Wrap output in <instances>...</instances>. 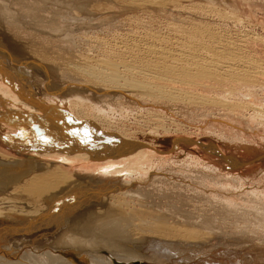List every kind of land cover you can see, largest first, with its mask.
<instances>
[{"label":"rangeland","instance_id":"obj_1","mask_svg":"<svg viewBox=\"0 0 264 264\" xmlns=\"http://www.w3.org/2000/svg\"><path fill=\"white\" fill-rule=\"evenodd\" d=\"M21 1L22 5L20 0L12 2L18 3L19 8L35 9L23 18L11 8V18L23 25L39 20L55 23L57 38L41 39L23 27L11 28L6 34L0 31V56H3L0 57V87L11 93L6 102L0 103L1 111L11 108L12 98L13 101L35 98L49 109L55 108L58 101L68 105L69 109L65 110L74 117L84 114L82 117L86 115L87 121L122 138L143 142L161 151L171 150L174 138H195L216 145L220 152L237 159L243 166L229 170L225 161L193 146H181L178 152L168 156L144 151L141 158L137 156L118 166L119 170L132 166L141 171L132 177L126 172L120 175L125 191L130 193L126 199L120 197L121 201L114 196H109L111 199L102 196L104 190L101 193L99 189L106 186L111 176L100 172L99 164L106 161L89 164L30 158L0 141V199H4L0 203V264H65V257L79 264L83 251L96 256H101L102 251L110 252L111 248H104L103 239L91 233L77 232L81 235L79 240L66 236V232L64 239L61 236L68 229L60 228L59 224L63 223L58 222L55 214H59L67 197L81 188H91L92 193L97 190L92 196L98 200L91 198L90 206L103 208L127 202L131 214L143 213L150 218L158 216L167 220L169 224L166 222L165 226L157 224L156 219L135 221L133 228L126 231L129 237L126 240L132 243L110 237L121 250L134 247L140 251L143 259L132 262L264 264V0H75L78 3L73 7ZM20 31L24 33L17 39ZM96 42L102 48L98 49ZM112 46L130 50L125 48L128 53L107 52L106 55V49L109 51ZM192 46L197 50L191 57L209 59L220 67L195 71L191 58L174 61L158 52V48H164L167 52L185 53ZM153 47L157 49L156 55L146 51ZM102 54L109 55L110 62L119 64L121 84L132 78L140 86L168 87L171 93L149 96L141 90L145 95L137 96L133 91L108 90L101 82L79 77L73 67L81 66L82 61L83 65L92 62ZM19 55L46 68L45 91L44 85L40 91L30 87L26 92V67L11 60H19ZM44 57L51 61L44 62ZM3 60H8V64ZM11 64L20 66L10 68ZM164 64L170 69L164 70ZM187 70L204 75L194 79L186 74ZM9 75L22 81H17L18 87L11 84ZM47 85L56 90L49 94ZM69 89L80 93L78 96L86 92L84 102L79 103L81 106L75 103L79 97L69 98V93H73ZM18 111L43 114L38 110ZM15 128L0 133L13 136L15 142L29 147L23 134L26 131ZM148 177L150 180H146ZM56 202L62 203L56 207L50 205ZM41 208L42 213L35 214ZM206 219L211 222L209 225L203 224ZM72 228L76 225L69 229Z\"/></svg>","mask_w":264,"mask_h":264},{"label":"bare ground","instance_id":"obj_2","mask_svg":"<svg viewBox=\"0 0 264 264\" xmlns=\"http://www.w3.org/2000/svg\"><path fill=\"white\" fill-rule=\"evenodd\" d=\"M12 1H14V0H12ZM10 2V0H9V2H7V0H0V25H1V27H0V31L2 32V33H4V34H6V33H8L9 31H10V29L11 28H26V30H29V31H32L33 32V34L34 35H36L37 37H39V38H44V39H46V40H54V39H56L57 38V29L55 30V28H57V26H56V24L54 23V24H52V23H46V21H42V20H39V21H37V22H34V21H30V22H27L26 23V25H23V24H21L18 20H15V18L13 19V18H11V17H13L12 16V12L10 11V9L12 8H14V9H16L17 11H16V13H17V15L19 16V17H25V15L24 14H26V13H29V12H32L33 11V9H35V8H25V7H20L19 8V6H16V4H18V3H15V2ZM18 1V0H17ZM37 2L38 1H43V2H45L46 4L45 5H51L52 7L55 5H57V3H59L60 5H62V6H66L67 4H68V6H70V7H73V6H75V2H77V1H75V0H36ZM80 1H83V0H80ZM22 1L20 0V3H21ZM28 2V1H27ZM146 2V1H145ZM23 3V2H22ZM22 3H21V5H22ZM32 3H34V2H32ZM78 3V2H77ZM37 4V3H36ZM41 4V3H40ZM81 4V3H80ZM80 4H77V5H80ZM139 4V3H138ZM30 5V4H29ZM32 5V4H31ZM30 5V6H31ZM16 6V7H15ZM24 6V5H23ZM29 6V7H30ZM34 7V6H33ZM15 13V14H16ZM14 14V15H15ZM17 16V17H18ZM16 17V18H17ZM44 20V19H43ZM46 30H49L48 32L49 33H47L46 34ZM44 32H45V34L46 35H44ZM137 32V31H136ZM24 32L23 31H20V33L18 34V37H17V39H20L21 37H22V34H23ZM152 33V32H151ZM59 35V34H58ZM68 37V36H67ZM70 37V36H69ZM50 38V39H49ZM73 38V37H72ZM85 38V37H84ZM156 38V37H155ZM90 39V38H89ZM93 39V38H92ZM86 40V39H85ZM96 41V40H95ZM52 43H54L53 41H52ZM80 43V42H79ZM97 43V42H96ZM146 43V42H145ZM151 43V42H150ZM183 43V42H182ZM99 46H97L98 47V49H100V48H102V46L100 47V44L99 43H97ZM182 45V44H181ZM186 45V44H185ZM119 46V45H118ZM118 46H112L111 47V49H109V51H107V49L106 48H104V49H106V51H105V53H106V55H107V52H109V54H112V55H114V54H117V53H119V55H120V53H128V52H126V49L122 46V47H118ZM126 46V45H125ZM128 46V45H127ZM149 46V45H148ZM195 46V45H194ZM93 47V46H92ZM95 47V49H96V46H94ZM197 47H200V46H197ZM108 48H110V47H108ZM136 48V47H135ZM186 48V47H185ZM196 48V47H195ZM193 46L192 47H188L187 48V51L185 52V53H172V52H167V51H165V50H163V49H159L158 48V52L160 53V54H163L164 55V57L165 58H171L172 60H174V61H177V60H184L186 57H189V58H191L192 60H193V66L195 67V71H199L198 69H200V68H205V67H211V68H213V67H220V64H218V63H216V62H214V61H209V59H201V58H198V57H196V58H194V57H191L192 55H194V53H196V52H194L195 50H197V49H195ZM18 49V48H17ZM97 49V50H98ZM131 49H133L132 47H131ZM138 49V48H137ZM169 49V48H168ZM184 49V48H183ZM194 49V50H193ZM200 49V48H199ZM93 50V49H92ZM92 50H90V51H92ZM127 50H130V48L129 49H127ZM136 50V49H135ZM144 50H146V48L145 49H143V51ZM155 50H157V49H154V47L153 48H147V50L146 51H148V53H150V54H152V53H154L155 52V55H156V53H157V51H155ZM201 50V49H200ZM96 51V50H95ZM134 51V50H133ZM132 51V52H133ZM139 51V50H138ZM7 52V51H6ZM5 52V53H6ZM9 52V51H8ZM7 52V53H8ZM93 52V51H92ZM203 52V51H202ZM11 53V52H10ZM9 53V54H10ZM94 53V52H93ZM12 54V53H11ZM100 54V53H99ZM98 53L96 54V55H99ZM139 54V53H138ZM220 54V53H219ZM13 55H15V54H13ZM12 55V56H13ZM18 55V54H17ZM92 55V54H91ZM105 54H102V55H100L101 57H99V58H95V60L93 61V59L91 60L92 62H90V61H88V63H85L84 65H83V62L84 61H82V59H81V61H82V65L81 66H78L77 64V67L75 66V67H73V68H75L76 70H77V74L79 75V77L80 76H82V78L84 77L86 80L88 79V81L89 80H91V82L93 81V80H96V81H98V82H101L102 84H104L103 86H105V87H107V89L109 90V89H113V88H115V89H118L120 92H122V91H124V90H128L127 91V93L128 92H130V93H132V91L135 93V95H139V94H141V90H143L142 92H144V91H146V93H148V95L149 94H152V95H154V96H156V94H157V96H159V95H161V96H164V94H166V95H169L171 92H170V90L169 89H167L166 87H161V86H140V84H139V82H137V81H135V80H132V78H131V80H127V79H125V81H124V83H120L121 81H120V74H118V68H119V64H115L114 62H110L109 60H111V59H108L107 57L109 56H106ZM20 56V55H19ZM18 56V57H19ZM23 56V55H22ZM60 56V55H59ZM80 56V55H79ZM79 56H78V58H79ZM95 56V55H94ZM121 56H122V54H121ZM0 57H3L2 55L0 56ZM5 57V56H4ZM25 57V56H24ZM75 57V56H74ZM73 57V58H74ZM89 57V56H88ZM91 57V56H90ZM96 57V56H95ZM159 57V56H158ZM233 57V56H232ZM54 58V57H53ZM63 58V57H62ZM62 58H61V60H62ZM72 58V57H71ZM77 58V57H76ZM81 58V57H80ZM83 58H84V56H83ZM120 58V57H119ZM87 59V58H86ZM85 59V60H86ZM89 59V58H88ZM13 62L15 61V62H19L20 63V65H22V66H25L26 67V73H25V75H26V79L24 80V79H22V80H24L25 81V84H26V92H28V90L30 89L31 90V88L30 87H36L37 89H39V91L41 90V89H43V87H44V85H45V83H43L44 81H46V79L48 78V74H47V70H46V68L43 66V65H37V64H35L34 62H30V61H28L27 59H22L21 58V56H20V59L19 60H14V59H11ZM31 60V59H30ZM48 60H50L51 61V58H49V57H44L43 58V61L45 62V61H47L48 62ZM73 60H75V59H73ZM79 60V59H78ZM230 60H232V59H230ZM229 60V61H230ZM65 61V60H64ZM75 61H77V60H75ZM226 61V60H225ZM7 62V64H8V60H3V63H6ZM12 62V63H13ZM17 62V63H18ZM52 62H53V60H52ZM63 62V61H62ZM85 62H87V61H85ZM90 62V63H89ZM170 62V61H169ZM224 62V61H223ZM222 62V63H223ZM18 63V64H19ZM123 63H125V62H123ZM220 63V62H219ZM225 63H227L228 64V66L229 65H232V63H230V62H225ZM81 64V63H80ZM153 64V63H152ZM155 64V63H154ZM10 65V64H9ZM20 65H16V64H11V67L10 68H16V67H19ZM73 65V64H72ZM8 66V65H7ZM121 66H122V64H121ZM124 66V65H123ZM122 66V67H123ZM156 66V65H155ZM226 66V65H225ZM48 67V66H47ZM126 67V66H125ZM124 67V68H125ZM152 67V66H151ZM63 68V67H62ZM67 68V67H66ZM131 68H133V67H131ZM162 68L164 69V70H169L170 69V66L169 65H166V64H164L163 66H162ZM233 68V67H232ZM248 68V67H247ZM56 69H57V67H56ZM74 69V70H75ZM156 69H158V68H156ZM220 69H222V68H220ZM231 69V68H230ZM229 69V70H230ZM43 70V71H42ZM63 70V69H62ZM65 70V69H64ZM126 70H127V68H126ZM201 70H203V69H201ZM201 70H200V72H201ZM211 70H213V69H211ZM210 70V71H211ZM48 71H49V69H48ZM61 71V70H60ZM125 71V70H124ZM214 71V70H213ZM212 71V72H213ZM63 72V71H62ZM65 72V71H64ZM136 72V71H135ZM148 72V71H147ZM161 72V71H160ZM247 72V71H246ZM129 73V72H128ZM185 73V72H184ZM228 73V72H227ZM186 74H188L189 76H191V77H196V76H203L204 75V73L202 72V73H194L192 70H187L186 71ZM8 75V74H7ZM24 75V76H25ZM151 75V74H150ZM155 75V74H154ZM39 76H41L42 77V79L40 80L39 79ZM124 76H126V75H124ZM132 76H133V74H132ZM145 76H146V74H145ZM188 76V77H189ZM241 76V75H240ZM147 77V76H146ZM4 78V77H3ZM8 78V80L9 81H11V82H13V83H11L13 86H15V87H18V82L20 83V82H22L21 80L19 81L17 78H16V76H13V75H9V77H7ZM44 78V79H43ZM121 78H123V77H121ZM198 78V77H197ZM197 78H194V79H197ZM209 78V77H208ZM218 79V78H217ZM221 79V78H220ZM236 79H238V78H236ZM200 80V79H199ZM198 80V81H199ZM18 81V82H17ZM206 81V80H205ZM236 82H238V80L236 81ZM240 82H241V80H240ZM1 83V82H0ZM32 83V84H31ZM93 83H95V82H93ZM52 84H53V82H52ZM98 84V83H97ZM96 84V85H97ZM100 84V83H99ZM121 84V85H120ZM146 84V83H145ZM21 85V84H20ZM19 85V86H20ZM55 85V84H54ZM93 85V84H92ZM95 85V84H94ZM101 85V84H100ZM5 86V85H4ZM48 86V85H47ZM53 86V85H52ZM90 86V85H89ZM49 87V86H48ZM98 87V86H97ZM50 88V91L48 92L49 94H52V92L54 91V90H56V89H54V86L53 87H49ZM53 89V90H52ZM58 89V88H57ZM33 90V89H32ZM46 90V85H45V87H44V91ZM70 90V89H69ZM21 91V90H20ZM23 91L25 92V89H24V85H23ZM35 91V90H34ZM70 91H72V90H70ZM107 91V90H106ZM173 91V90H172ZM23 92V93H24ZM25 92V93H26ZM73 93H72V95H70V93H69V98H71L70 96H73V97H75V98H77V97H79L78 98V101L76 100V102L75 103H80V104H82V102H84V98L85 97H83V95H84V93H86V92H82L81 94H83L82 96H78L79 94L78 93H76L77 91H72ZM109 92V91H108ZM112 92V91H111ZM113 92H114V90H113ZM115 92H116V90H115ZM129 93V94H130ZM190 93V92H189ZM11 93L9 92V90H6L5 91V89L3 88V86H1L0 87V103H2V102H6L7 101V96H9ZM65 94V93H64ZM67 94H68V92H67ZM89 94V93H88ZM117 94H119L118 93V91H117ZM144 93H142L141 95H143ZM174 94V93H173ZM87 95V94H86ZM95 95V94H94ZM131 95V94H130ZM145 95V94H144ZM18 96V95H17ZM30 96H32L31 94H30ZM29 96V97H30ZM61 97L63 96V95H60ZM92 96V95H91ZM150 96V95H149ZM171 96V95H170ZM59 97V96H58ZM64 97H65V95H64ZM66 97H68L67 95H66ZM72 97V98H73ZM86 97H90V96H86ZM135 97V96H134ZM91 98V97H90ZM21 99H22V97H21ZM24 99V98H23ZM22 99V100H23ZM33 99V98H32ZM68 99V98H67ZM14 100H15V98H14ZM61 100V99H60ZM64 100V99H63ZM74 100V101H75ZM68 101H70L69 99H68ZM71 101H72V99H71ZM66 102V101H65ZM9 103H12L11 105V108H9V109H6V110H3V111H1V109H0V116L2 115V114H5V112H22V111H18V110H33V111H35V110H38V111H41V113H46L47 111H49V110H51L52 108H44V104L42 103V101H40V100H35V98L33 99V100H27V99H25V101H18V99L17 100H15V101H13V98L9 101ZM70 103V102H69ZM5 104V103H4ZM72 104V103H71ZM74 104V103H73ZM79 104V105H80ZM1 105V104H0ZM6 105V104H5ZM7 105H9V104H7ZM54 106H56V107H59L58 109H62V110H64V111H66L67 110V108H68V105H66V104H62V103H60V102H56V104L54 105ZM77 106V105H76ZM81 106V105H80ZM55 107V108H56ZM63 107V108H62ZM72 107V106H71ZM74 107V106H73ZM55 108H53V109H55ZM65 108H66V110H65ZM69 109V108H68ZM71 110V109H70ZM250 110V109H249ZM261 110V109H260ZM264 110V109H263ZM29 112V111H28ZM27 112V113H28ZM36 112V111H35ZM72 112V111H71ZM256 112H258V111H256ZM30 113V112H29ZM257 114V113H256ZM82 115H84V114H82ZM82 115H80V114H77V118H79V119H77V120H86V118L87 117H82ZM88 116V115H87ZM6 117V116H5ZM259 117V116H258ZM10 121H12L13 120V118H10L9 119ZM1 121H3V122H1ZM13 121H15V119L13 120ZM17 121V120H16ZM5 122V123H4ZM93 123V122H92ZM9 122H7L5 119H0V132H2V133H7V131L11 128H19L20 129V131L21 130H24V131H26L25 133H23V134H26L25 136L27 137L26 138V141H27V146H30L33 142H34V140H33V136L31 135L32 133H31V131H30V128L28 127V126H25V127H18V126H16V125H14L15 127H11L10 125H13V124H10ZM17 125H19V124H17ZM20 126H24V125H20ZM15 128V129H16ZM19 131V130H18ZM110 131V130H109ZM13 132V131H12ZM2 133H0V136L2 137V136H8V137H10V140H11V142L12 143H14V145H17V146H20V147H25V145L24 144H22V143H20V142H18L17 143V141L15 142V140H13V136H10V135H3ZM16 136V135H15ZM114 136H117V137H119L118 138V140H125V141H132V140H130V139H128V138H126V137H124V138H122L121 136H119V135H116V134H114ZM0 141L1 142H3L4 144H5V142L0 138ZM23 142V141H22ZM25 143V142H24ZM26 144V143H25ZM6 145V144H5ZM214 145V144H213ZM8 146V145H7ZM8 147H10V148H12L13 150H14V148L13 147H11V146H8ZM193 147H197V146H193ZM215 147H216V149L217 150H219L218 149V147L215 145ZM197 148H199V147H197ZM200 149V148H199ZM179 150H180V148H179ZM178 150V151H179ZM201 150V149H200ZM16 151V150H15ZM144 151H146V152H144ZM148 151H150V152H148ZM178 151H176V152H178ZM203 151V150H202ZM211 150H207V151H204L205 153H207V154H209V155H211V156H214V157H217L215 154H213V153H211L210 152ZM17 152H20V151H17ZM153 153V154H158V153H156L152 148L150 149V148H144V149H138V150H135V151H130L129 149L128 150H118L116 153H113L112 154V156H110V157H107V158H105V159H102V160H98V159H96V158H92L89 154H87V153H75V154H50V153H41V152H38V151H26V152H20V153H24L25 154V156L26 157H29L30 156V158H33V157H35V158H38V159H59V160H61V161H73V160H75V161H81V162H87V163H89V164H94V162L93 161H106V162H104L103 164H99V165H101V166H99V167H101V168H99L101 171L100 172H104L105 174H110L111 176H108V177H110L108 180H107V184H106V186H104V185H102L104 188H99L100 189V191H101V189H103L104 191H103V193H102V191H101V193H102V196H107L108 198H109V196H114V198L116 199V198H120V197H123L122 199H126L125 197H127L128 195H130V193H128V192H126L125 191V188L123 187V185H122V183H121V181H122V177L123 176H120L121 174L123 175V173L124 172H126L127 173V175H131V177H132V174L133 173H136V172H138L139 170V166H138V171H136V170H134L133 168H132V166H127V167H124V168H122V170H119V169H121L120 167H118V166H120L122 163H124L125 161H129V160H131L132 158H135V157H137V156H140V158L142 157L141 156V153ZM176 152H174V153H172V154H175ZM219 152H220V150H219ZM222 155H224L222 152H220ZM152 154V155H153ZM172 154H167V155H162V156H168V155H172ZM158 155H160V154H158ZM217 158H220V157H217ZM116 159V160H115ZM119 159V160H118ZM221 159V158H220ZM221 160H223V161H225V163L228 165L229 164V166L231 167V168H228L229 170H232V169H237V168H239V167H241V166H243V165H240V163L237 161V159H235V158H230V160H229V162H227L226 160H224V159H221ZM140 163V162H139ZM141 164V163H140ZM26 164H24L23 166H25ZM28 165V164H27ZM27 165H26V167H27ZM29 165H31V164H29ZM28 165V166H29ZM142 165V164H141ZM140 165V167H142ZM135 166V165H134ZM30 167V166H29ZM33 167H35V166H33ZM135 167H137V166H135ZM145 167V166H144ZM141 170V169H140ZM139 172H141V171H139ZM102 173H100V174H102ZM111 173H113V174H111ZM137 174V173H136ZM145 174H146V172H145ZM11 175V174H10ZM119 176V178H116V176ZM126 175V176H127ZM11 177H9L8 179H10ZM93 180V179H92ZM146 180H150V178L148 177V178H146ZM4 182V181H3ZM96 182V181H95ZM97 183H99V182H97ZM85 184V183H84ZM99 184H101V183H99ZM103 184V183H102ZM132 184V183H131ZM78 185V184H77ZM127 187H129V186H127ZM78 189H79V187H77ZM111 189V190H110ZM80 191H78V192H76V193H74V194H72V195H70V196H68L67 197V199H66V202L64 203V205L63 206H61L60 208H59V214H55V215H57V217H59L57 220H58V222H62L63 224H59L60 226L62 225V227H60L62 230H65V229H68L67 231H63V232H61V236H62V238L64 237L63 236V233L64 232H66V233H64L66 236H69V237H71V238H76V240H79L81 237V235H79L77 232H79V231H82V232H86V233H91L93 236L94 235H96L97 236V238H100V239H103V243H105L104 245L106 246V247H104V248H108V249H110V252H108V251H102V252H100L99 254H101V256H96V255H94V254H91V253H89V252H86V251H83V252H85V253H81V256H80V259H81V263H79V264H142L141 262H132L133 260H135L136 258L137 259H143V258H141L142 256H141V254L139 253L140 251H138V249H136V248H125V249H120V247L119 246H117L116 245V243H114L113 241H111L110 240V237L111 238H116V237H118V239H120V240H123V239H128L127 238V234H126V231H128V229L130 228H133L132 226H134V222L135 221H140V222H146V220H147V218H150L149 217V214H147L146 216L143 214V213H136V214H131L132 212L130 211H128L130 208V203H127V202H124V203H122L121 202V204H120V202H119V204H117V205H115V204H112V203H110V204H112V205H106V206H104L103 208H99V207H97V206H90L91 204H92V199L91 198H94L93 200H98L97 198V196L96 197H93L92 195L93 194H95V192L97 191V190H94L93 192L94 193H92V191H90L91 190V188H81V189H79ZM83 190H86V191H83ZM99 195V194H98ZM101 195V194H100ZM92 196V197H91ZM95 196V195H94ZM145 196V195H144ZM90 198V199H89ZM113 198V197H112ZM74 199H79V200H75V201H73ZM104 199H105V197H104ZM107 199V198H106ZM106 199H105V201H106ZM109 199H111V198H109ZM4 200V199H0V203H2V201ZM99 200H100V198H99ZM113 200V199H112ZM120 200H121V198H120ZM9 201V200H8ZM70 201H73V202H70ZM109 201V200H108ZM115 201H118V200H114V202ZM122 201V200H121ZM125 201V200H124ZM68 202H70L69 204H68ZM98 202V201H97ZM134 202V201H133ZM62 202H56V203H53V204H50V205H52V207H56V206H58V205H60ZM4 204H6V201L4 202ZM15 204V203H14ZM83 205H85V207H83ZM86 205H88V207L86 206ZM101 207H102V205H100ZM51 207V206H50ZM124 207H126V208H124ZM133 207V206H132ZM129 208V209H128ZM18 209V208H17ZM9 210V209H8ZM15 211V210H14ZM22 211V210H21ZM35 211V210H34ZM34 211H32L33 213V216H34ZM42 211H43V209L41 208V210H36L35 211V214H39V213H42ZM16 212V211H15ZM18 212H19V210H18ZM37 212V213H36ZM21 213V212H20ZM23 213V212H22ZM149 213V212H148ZM43 214H44V212H43ZM71 214H75L74 216H72L71 217ZM172 215H174V214H172ZM31 216V215H30ZM175 216V215H174ZM36 217V216H35ZM37 217H38V215H37ZM40 218H41V214H40V216H39ZM160 217V216H159ZM177 217V216H176ZM40 218H37V219H40ZM175 218V217H174ZM184 218V217H183ZM150 219H156L157 220V222H159V223H157V224H160V225H167V220L166 219H162L161 217L160 218H158V216L157 217H154V216H151V218ZM159 219V220H158ZM179 219V218H178ZM34 221V220H33ZM35 221H38V220H36L35 219ZM153 221V220H152ZM28 223H32V221H27ZM167 222V223H166ZM28 223H26V224H28ZM49 223V222H48ZM154 223V222H153ZM211 222H209V220H204L203 221V224H205V225H209ZM25 224V225H26ZM73 224L74 225H76V228H72V229H69V228H71L72 226H73ZM152 224V223H151ZM155 224V223H154ZM169 224V223H168ZM29 225V224H28ZM27 225V226H28ZM44 225V224H43ZM42 225V226H43ZM143 226H144V224H142ZM153 225V224H152ZM30 226V225H29ZM36 226V225H35ZM40 226V225H39ZM33 227V226H32ZM161 227V226H160ZM35 228V227H34ZM169 228V227H168ZM206 228H211V227H207L206 226ZM28 229V228H27ZM129 229V230H130ZM158 230V229H157ZM213 230V229H212ZM150 231V230H149ZM163 231V230H162ZM178 231V230H177ZM152 232V231H151ZM130 233V232H129ZM128 233V234H129ZM148 233H150V232H148ZM153 233V232H152ZM131 234V233H130ZM154 234V233H153ZM152 234V235H153ZM180 234V233H179ZM190 235L192 234V233H189ZM82 235H83V233H82ZM188 235V234H187ZM189 235V236H190ZM85 236H87V234L85 235ZM164 236V235H163ZM168 236V235H167ZM192 236H193V234H192ZM176 237V236H175ZM92 238V237H91ZM95 238V237H94ZM167 238V237H166ZM60 239V238H59ZM64 239V238H63ZM85 239V238H84ZM96 239V238H95ZM94 239V240H95ZM144 239V238H143ZM91 240H93V239H91ZM97 240V239H96ZM67 241H69V242H71L72 240L71 239H68L67 238ZM81 241V240H80ZM90 241V240H89ZM127 242H129V243H132L130 240H126ZM149 241V240H148ZM153 241V240H152ZM73 242V241H72ZM86 242H87V240H86ZM93 242V241H92ZM124 242V241H123ZM154 242V241H153ZM68 243V242H67ZM74 243V242H73ZM152 243V242H151ZM84 246V245H83ZM94 246V245H93ZM75 247V246H74ZM81 247V246H80ZM100 247H102V246H100ZM99 247V248H100ZM48 248V247H47ZM92 248V247H91ZM122 248V247H121ZM66 249V248H65ZM69 249V248H68ZM74 249V248H73ZM80 249V248H79ZM86 249H88V248H86ZM101 249V248H100ZM43 250V249H42ZM81 250V249H80ZM98 250V249H97ZM82 252V251H81ZM95 252V251H94ZM87 253H89V254H87ZM80 254V253H79ZM60 258V257H59ZM61 258H62V256H61ZM66 259V262H65V264H76L75 263V261L74 260H68V258L67 257H65ZM64 259V258H63Z\"/></svg>","mask_w":264,"mask_h":264},{"label":"water","instance_id":"obj_3","mask_svg":"<svg viewBox=\"0 0 264 264\" xmlns=\"http://www.w3.org/2000/svg\"><path fill=\"white\" fill-rule=\"evenodd\" d=\"M6 116V117H5ZM13 118L15 121H10ZM13 125L28 126L34 142L29 147H20L11 142L10 137L0 136L6 145L16 151H38L50 154L87 153L98 160L112 156L118 150L135 151L152 148L148 144L137 141L118 140L119 137L102 130L96 123L87 120H77L68 111L51 109L43 114L27 112H5L0 116ZM17 120V121H16ZM181 146H197L203 151L210 152L229 162L231 156L222 155L212 143L206 144L201 140L189 137H177L172 140V149L161 151L152 148L160 155L172 154ZM228 168H231L228 164Z\"/></svg>","mask_w":264,"mask_h":264}]
</instances>
